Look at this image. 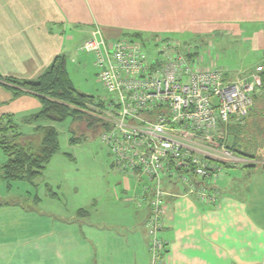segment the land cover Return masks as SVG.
Returning <instances> with one entry per match:
<instances>
[{
  "label": "crops",
  "instance_id": "obj_1",
  "mask_svg": "<svg viewBox=\"0 0 264 264\" xmlns=\"http://www.w3.org/2000/svg\"><path fill=\"white\" fill-rule=\"evenodd\" d=\"M202 2L205 6L199 10L206 13L210 26L227 28L232 37L243 38L249 53H264V0ZM151 3L0 0V77L35 81L57 57L73 63L84 59L77 47L90 39L95 29L107 40L131 34L145 38ZM87 55L95 66V56ZM258 66L261 64L237 79L254 75ZM41 108L35 96L14 98L0 85V119L10 116L22 136H33L42 127L57 131L61 123L24 122ZM237 158L238 164L223 167L227 171L221 187L216 186L219 195L215 204L184 194L181 186H164L160 237L167 245L164 254L153 259L146 229L149 204L142 199L146 182L142 179L134 181L121 174L119 193L114 192L119 194V204L92 200L87 205L76 202L63 211L41 212L37 211L40 202H54L58 198L54 189L61 188L46 182L45 195L40 198L36 189L31 190L50 162L32 181H17L28 186L19 196L27 202L18 204L14 200L17 184H12L16 182L2 179L7 157L0 149V264H264V166L258 168ZM30 201L33 206L28 205ZM88 206L93 210H86Z\"/></svg>",
  "mask_w": 264,
  "mask_h": 264
},
{
  "label": "built area",
  "instance_id": "obj_2",
  "mask_svg": "<svg viewBox=\"0 0 264 264\" xmlns=\"http://www.w3.org/2000/svg\"><path fill=\"white\" fill-rule=\"evenodd\" d=\"M153 45L156 58L149 57L144 40H107L95 29L77 52L95 56L96 78L108 95L86 104V112L101 124L113 169L146 179V229L150 253L158 259L167 245L160 237L164 186L179 185L184 194L215 204L223 165L238 164L222 128L250 113L263 68L231 79L214 62L206 66L194 46L172 39Z\"/></svg>",
  "mask_w": 264,
  "mask_h": 264
},
{
  "label": "rangeland",
  "instance_id": "obj_3",
  "mask_svg": "<svg viewBox=\"0 0 264 264\" xmlns=\"http://www.w3.org/2000/svg\"><path fill=\"white\" fill-rule=\"evenodd\" d=\"M202 5L205 6L202 0H152L151 20L143 34L145 50L148 51L149 57L157 56L153 40L172 39L197 45L204 64L209 66L214 62L215 67L231 79L242 78L244 75L241 74L250 71L256 64H261L264 68V53H249L243 38L232 37L227 28L210 26L206 13L199 10ZM79 54L84 59L77 58L74 63L70 60L66 62V71L73 88L94 100L106 98L107 93L97 81L98 70L93 64L92 56ZM262 78L264 79V72L260 79ZM234 131L235 134L229 131L230 137L225 135V138L228 137L227 142L232 148L243 153H233L235 157L244 158L249 163L256 164L258 168L264 166V88L255 92L251 112L238 127H234ZM57 132L58 152L46 167L44 177L38 179V185L31 190L33 192L36 189L40 198L45 195L46 182L50 185H60L61 188L59 191L53 188L58 198L54 199V202L43 199L37 206V211H63L76 202H85L87 205L91 204L92 200L96 204L100 200L103 203L119 204V194L115 195L114 192L119 193L117 183L122 175L111 166L107 147L100 140L99 128H87L85 122L67 119L57 125ZM70 138L77 139V142L70 143ZM226 171V168L221 170L216 181L218 187H221ZM141 181L145 183L146 179L142 178ZM12 184H17L18 189L14 200L24 205L27 201L19 196L24 194L23 191L28 188L27 184ZM31 202L28 203L29 206H33ZM87 209L93 210L91 206Z\"/></svg>",
  "mask_w": 264,
  "mask_h": 264
},
{
  "label": "trees",
  "instance_id": "obj_4",
  "mask_svg": "<svg viewBox=\"0 0 264 264\" xmlns=\"http://www.w3.org/2000/svg\"><path fill=\"white\" fill-rule=\"evenodd\" d=\"M128 38L141 39L139 34H131ZM185 45V41H180ZM196 55L201 56V50L194 46ZM262 67V66H261ZM263 68V67H262ZM264 72V69L261 74ZM228 76V75H227ZM0 85L9 90L13 97L22 94H31L41 103V110L24 122L33 123L48 121L51 123H63L67 119L72 121L85 122L87 128L97 127L101 129L98 119L86 112V104L92 103L94 99L77 92L68 77L66 71V60L57 57L52 65L35 81H20L13 78L0 77ZM264 88V79H261V87ZM255 93L252 96L254 101ZM244 120V119H243ZM242 122H232L222 128V132L228 136ZM220 136H217V139ZM230 137V135H229ZM228 137L225 139L226 146L231 152L241 154L238 150L228 144ZM70 143H76L77 139L70 138ZM218 142H222L221 139ZM0 149L7 157V162L2 168V179L8 182L32 181L38 177L52 157L58 152V132L53 127L37 128L34 135L24 137L17 131V125L10 116L0 119ZM236 154V155H237ZM225 165H223L224 167Z\"/></svg>",
  "mask_w": 264,
  "mask_h": 264
}]
</instances>
